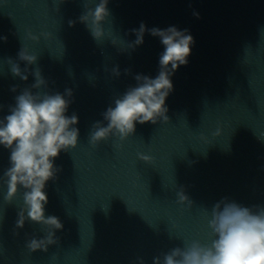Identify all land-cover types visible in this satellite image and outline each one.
<instances>
[{"label": "water", "instance_id": "1", "mask_svg": "<svg viewBox=\"0 0 264 264\" xmlns=\"http://www.w3.org/2000/svg\"><path fill=\"white\" fill-rule=\"evenodd\" d=\"M96 3L0 0V37H7L0 39V118L39 68L47 81L41 91L72 90L67 115H78L80 130L78 146L55 160L58 179L46 186V215L64 225L48 252L27 248L47 229L30 220L15 227L23 189L9 204L0 181V264H139L140 257L153 264L193 240L210 243L211 209L222 199L264 206V0H109L99 42L79 19ZM142 22L188 29L195 39L188 64L172 76L170 120L137 123L126 140L113 135L93 146V124H107L102 114L136 85L135 76L158 75L160 38L146 34L143 45L126 51L111 42L134 41L130 30ZM22 47L38 56L36 64L19 60ZM9 59L29 69L27 81L12 74ZM9 155L0 146V177ZM180 190L192 207L178 202Z\"/></svg>", "mask_w": 264, "mask_h": 264}, {"label": "clouds", "instance_id": "2", "mask_svg": "<svg viewBox=\"0 0 264 264\" xmlns=\"http://www.w3.org/2000/svg\"><path fill=\"white\" fill-rule=\"evenodd\" d=\"M108 4L109 0H98L94 8L88 7L79 18L97 42L106 36L104 25L111 16ZM194 15L199 18L198 12ZM69 24L74 26L75 21ZM130 31L136 36L134 41L113 39L112 44L126 45L120 48L121 51L135 50L143 45L146 34L160 38L164 51L159 57V72L155 78L143 74L135 76L136 85L116 98L114 106L108 107L102 114L107 124L100 121L93 124L90 133L93 146L113 135L126 140L135 134L137 123L169 122L166 101L174 90L172 76L182 65L188 64L195 43L188 29L180 30L175 26L149 29L142 22L138 29ZM42 35L47 37L46 33ZM29 36L34 41L40 40L39 36L31 33ZM0 39L7 42V37ZM18 57L27 65H34L38 60L37 55L30 54L24 47ZM8 61L12 74L27 81L29 69H21L12 59ZM112 71L114 75H120L118 66ZM32 75L35 76V83L15 96L14 105L9 106V114L0 118V146L10 152L9 166L0 181L7 186L5 200L9 204L23 189V207L17 213L15 227L23 229L30 220L47 229L42 238L33 236L28 239L27 248L31 252H48L49 246L59 243L56 233L62 231L64 225L59 217L46 215L49 203L46 186L49 181L57 180L58 173L62 171V167L55 164L56 158L62 151L69 152L78 146L80 130L76 125L79 124V117L76 114L67 115L71 100L66 95L72 97L71 89L66 91V95L41 91L47 89L41 70L35 69ZM11 90L16 92L17 86ZM140 159L148 164L154 160L145 154H140ZM177 195L180 204L192 207L193 201L184 190ZM208 224L211 229L210 243L193 240L163 253L162 258L154 257L153 264H264V206L246 207L224 198L212 207ZM138 260L139 264H145L142 257Z\"/></svg>", "mask_w": 264, "mask_h": 264}]
</instances>
